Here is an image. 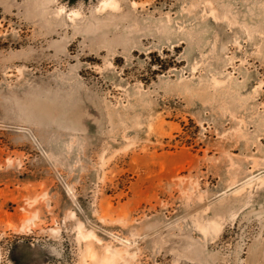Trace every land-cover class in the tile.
<instances>
[{"label": "rangeland", "instance_id": "obj_1", "mask_svg": "<svg viewBox=\"0 0 264 264\" xmlns=\"http://www.w3.org/2000/svg\"><path fill=\"white\" fill-rule=\"evenodd\" d=\"M0 0V264H264V0Z\"/></svg>", "mask_w": 264, "mask_h": 264}, {"label": "water", "instance_id": "obj_2", "mask_svg": "<svg viewBox=\"0 0 264 264\" xmlns=\"http://www.w3.org/2000/svg\"><path fill=\"white\" fill-rule=\"evenodd\" d=\"M70 4L75 3L76 1H88V0H67Z\"/></svg>", "mask_w": 264, "mask_h": 264}, {"label": "bare ground", "instance_id": "obj_3", "mask_svg": "<svg viewBox=\"0 0 264 264\" xmlns=\"http://www.w3.org/2000/svg\"><path fill=\"white\" fill-rule=\"evenodd\" d=\"M106 3H107V4H112V1L109 0V1H106Z\"/></svg>", "mask_w": 264, "mask_h": 264}]
</instances>
